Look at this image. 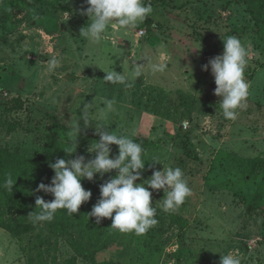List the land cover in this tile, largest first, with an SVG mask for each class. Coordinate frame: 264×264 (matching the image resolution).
Instances as JSON below:
<instances>
[{
    "label": "rangeland",
    "instance_id": "1",
    "mask_svg": "<svg viewBox=\"0 0 264 264\" xmlns=\"http://www.w3.org/2000/svg\"><path fill=\"white\" fill-rule=\"evenodd\" d=\"M144 3L153 11L136 28L110 25L92 43L80 37L88 23L80 14L86 0L32 7L0 0V65L12 60L17 76L12 89L0 88V146L37 160L54 137L75 143L74 158L83 155L87 162L95 155L87 149L99 140V124L146 139L145 170L136 183L163 167L181 168L191 195L173 213L187 225L181 229L156 205L163 190L153 192L158 223L144 235L120 233L110 218L97 224L88 214L113 170L103 179H82L92 196L79 208L73 238L56 236L47 225L20 238L10 235L15 255L0 264H220L229 253L241 264H264V23L238 0ZM230 35L248 50L244 78L250 84L235 121L223 117L210 67L202 70L222 54V39ZM50 57L59 61L51 72L42 63ZM156 62L166 65L164 72L150 71ZM112 68L129 79L140 75L131 88L105 83L103 70ZM113 99L115 111L98 121V109ZM84 103H93L90 124L80 121L77 133ZM111 148L110 158L118 154V146ZM72 243L92 258L78 255Z\"/></svg>",
    "mask_w": 264,
    "mask_h": 264
},
{
    "label": "clouds",
    "instance_id": "2",
    "mask_svg": "<svg viewBox=\"0 0 264 264\" xmlns=\"http://www.w3.org/2000/svg\"><path fill=\"white\" fill-rule=\"evenodd\" d=\"M86 5V8L80 9V14L88 17V23L81 28L80 37L92 43L99 42L110 25L114 28L134 29L153 11L151 4H145L144 0H86ZM222 40V54L210 58L202 70L208 71L210 67L216 85L214 95L220 97L218 105L223 117L235 121L238 109L243 107L249 95L250 84L244 78L248 50L237 36L230 35ZM42 63H46L47 70L51 72L59 61L50 57ZM149 67L153 74L166 69V65L159 62L150 63ZM103 71L106 74L103 78L105 83L120 84L125 88H131L135 76L140 75L136 72L129 79L113 68ZM103 103L104 107L98 109V121L106 120L108 114L115 111L114 99ZM92 107L93 103L83 104L75 129L77 133L81 131L80 121H83L85 127L89 126ZM95 130L99 140L92 141L87 149L89 153L95 154L93 159L86 162L85 156L79 155L74 159H57L49 164L55 173L51 183H40L35 192L51 194L54 199L46 202L43 197L36 196L35 211L28 214L34 225L52 221L58 209L66 210L68 215L77 213L80 206L92 196L91 191L82 186L81 180L93 181L97 174L103 179L106 173L113 170H116V175L100 184V198L88 216L94 217L97 224L103 218H110L111 228L120 233L144 235L158 223L155 218L157 208L152 204L154 191L163 190L164 196L156 205L166 213L176 211L191 195L187 178L179 167H163L162 170L153 171L151 177L142 183H136L142 179L145 170V150L142 145L122 133H113L104 124H99ZM112 145L118 146V154L110 158ZM66 152L72 154L74 151ZM15 182L11 174H8L0 183V188L12 191ZM220 264H241V260L229 253L221 255Z\"/></svg>",
    "mask_w": 264,
    "mask_h": 264
},
{
    "label": "trees",
    "instance_id": "3",
    "mask_svg": "<svg viewBox=\"0 0 264 264\" xmlns=\"http://www.w3.org/2000/svg\"><path fill=\"white\" fill-rule=\"evenodd\" d=\"M24 1L32 7L44 0ZM238 1L243 3L252 14L264 23V0ZM133 140L140 143L143 149L148 143L143 138ZM67 150L74 152L68 154ZM78 151L79 147L75 143L54 137H48L44 151L37 160L0 146V183L3 182L8 174H11L14 181L16 180L12 191L0 188V227L13 237L20 238L23 234L32 232L38 226L47 225L53 230L54 235L67 234L73 238L72 234H74L77 220H81L80 213L82 211L80 209L73 215H68L64 209H58L52 221L35 225L28 217V214L35 211L37 195L43 197L46 202L54 199L51 194H45L42 191L35 192L40 183H51V178L55 173L53 169L49 170V164L61 158L65 160L73 159ZM170 217L173 223L180 224L181 229L187 225V221L176 213L171 212ZM72 247L78 255L85 256L87 259L92 258V256L83 251V247L80 248L75 243H72Z\"/></svg>",
    "mask_w": 264,
    "mask_h": 264
},
{
    "label": "crops",
    "instance_id": "4",
    "mask_svg": "<svg viewBox=\"0 0 264 264\" xmlns=\"http://www.w3.org/2000/svg\"><path fill=\"white\" fill-rule=\"evenodd\" d=\"M1 29V27H0ZM144 34L138 33V36H143ZM151 35V34H150ZM3 54L2 48H0V57ZM11 56L9 57V59ZM2 64V63H1ZM14 67L12 66V60H9V64H2L0 65V88L2 87H8L9 89H12L11 84H14V81L16 80L17 76H13L15 73ZM76 70V69H75ZM8 71V72H7ZM8 73V75H7ZM10 233L4 230L0 227V261L3 262L5 258L8 259L12 258L15 254L12 253V246L15 244L11 242ZM12 247V248H11ZM9 256V257H7ZM12 256V257H11ZM7 264V263H6Z\"/></svg>",
    "mask_w": 264,
    "mask_h": 264
},
{
    "label": "built area",
    "instance_id": "5",
    "mask_svg": "<svg viewBox=\"0 0 264 264\" xmlns=\"http://www.w3.org/2000/svg\"><path fill=\"white\" fill-rule=\"evenodd\" d=\"M143 33V31H140V34Z\"/></svg>",
    "mask_w": 264,
    "mask_h": 264
}]
</instances>
